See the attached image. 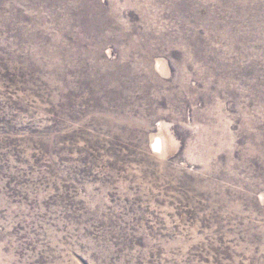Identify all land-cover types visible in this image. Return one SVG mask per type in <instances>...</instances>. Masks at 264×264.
I'll use <instances>...</instances> for the list:
<instances>
[{"label": "rangeland", "instance_id": "rangeland-1", "mask_svg": "<svg viewBox=\"0 0 264 264\" xmlns=\"http://www.w3.org/2000/svg\"><path fill=\"white\" fill-rule=\"evenodd\" d=\"M0 264H264V0H0Z\"/></svg>", "mask_w": 264, "mask_h": 264}]
</instances>
